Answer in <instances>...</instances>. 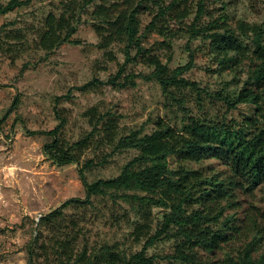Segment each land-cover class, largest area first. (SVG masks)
Segmentation results:
<instances>
[{"label": "rangeland", "instance_id": "obj_1", "mask_svg": "<svg viewBox=\"0 0 264 264\" xmlns=\"http://www.w3.org/2000/svg\"><path fill=\"white\" fill-rule=\"evenodd\" d=\"M7 1L0 0V4ZM123 1L92 0L83 10L77 9L75 33L68 42L50 52L35 48L37 30L43 28L46 15L49 12L58 15L64 3L29 0L13 11L0 14V264H56L53 247L55 238L62 232L56 231L51 223L39 225V220L66 200L86 198L78 165L56 164L43 153V145L52 140L48 132L60 122L56 111L64 117L59 133L68 143L90 131L84 112L93 105L100 111L115 113L120 132L130 128L150 132L157 119L179 128L189 117L229 122L254 114L251 104L230 109L214 96L221 90L233 95L247 85L249 62L239 66L237 71L226 69L223 72V67L215 64L208 51V41L201 35L190 34L189 26L195 19L198 0H181L180 9L186 6L187 16L180 22L168 18L163 21L168 29H151L141 38V46L158 55L169 70L187 64L189 52L193 54L192 67L181 77L195 82L196 87L188 86L180 91V103L163 92L155 77H145L152 67L138 62L125 65L118 79L121 81L127 75L131 83L124 87L111 85L109 77L117 73L125 60L126 39L118 38L103 47L94 26L103 24L106 14L114 16L117 9L124 7ZM75 2L80 4L81 0ZM101 3L104 7L100 8ZM95 10H103L106 17ZM222 11L228 15L232 26L240 19L248 24L264 23V0H204L197 27ZM155 12L156 9L150 8L138 14V34ZM15 32L22 35L21 45L12 37ZM238 40L243 45L248 42L239 36ZM130 52L134 54L133 48ZM85 84H89L88 87L80 89ZM101 151L109 149L104 146L85 149L79 164L86 159L97 161ZM137 153L135 149L114 153L103 165L85 171L87 181L116 176ZM191 165L218 173L227 171L223 163L212 158ZM90 200L91 204H70L62 209L63 217L76 221L84 233L77 242L78 250L86 243L88 247L115 244L127 254L136 252L146 238L134 241V223L149 224L153 233L166 211L153 207L151 215L146 217L137 215L131 204L121 199L114 203L108 195H93ZM230 200L235 205L227 207L224 215L232 216L240 231L229 243L208 255L221 258L227 251L242 249L254 238L251 255L258 258L264 253V181L250 190H235ZM171 245L169 240L157 241L147 249V254L162 256L169 252ZM30 246L34 247V252L28 262ZM156 260L163 264L159 258Z\"/></svg>", "mask_w": 264, "mask_h": 264}, {"label": "trees", "instance_id": "obj_2", "mask_svg": "<svg viewBox=\"0 0 264 264\" xmlns=\"http://www.w3.org/2000/svg\"><path fill=\"white\" fill-rule=\"evenodd\" d=\"M60 1L64 3L63 10L58 15L53 12L46 15L43 28L37 30L35 48L50 52L68 42L76 31L75 12L83 10L92 0H81L80 4L75 0ZM28 2L8 0L0 4V14ZM123 3L124 7L117 9L114 16L106 14L105 22L94 26L103 47L118 38L126 39L124 63L115 75L109 77V83L121 87L131 83L127 75L121 81L118 79L125 65L138 62L152 67L145 77H155L163 92L180 103L179 92L188 86L196 87L195 82L181 77L192 67L193 54L189 52L187 64L169 70L158 55L141 46V38L148 30L168 29L163 23L168 18L180 22L187 16V7L180 9L181 0H124ZM225 5L222 7L225 8ZM98 7H104V4ZM150 8L156 9V12L138 34V14ZM203 11L204 0H198L196 16L189 31L191 35H201L208 41V51L215 64L223 67L224 72L226 69L237 71L239 66L249 62L248 86H242L233 95L224 94L221 90L214 96L230 109L240 104H251L254 114L245 116L241 121L230 119L229 122L189 117L179 128L157 119L150 132H142L140 128L120 132L117 128L118 116L111 111H100L97 105H93L84 112L91 126L90 131L68 143L59 133L64 117L56 111L60 122L48 132L52 140L43 145V153L56 164L78 165V175L86 194L85 200H66L39 220V225L51 223L56 231L62 232L55 238L53 247L56 264H158L157 258L163 264H264V253L258 258L251 255L254 238L242 249L232 248L233 251L225 252L221 258L208 255L221 249L240 231L239 225L234 223L236 220L224 215L227 207L235 205L230 200L234 191L250 190L264 181V23L248 24L240 19L232 26L228 15L222 11L219 16H210L202 26L197 27L196 22ZM95 12L99 15L106 13L103 10ZM103 16L106 17L105 14ZM238 36L248 42L243 45ZM12 37L18 40V44L21 43V34L15 32ZM89 84L80 89L85 90ZM102 146L109 151H101L97 161L86 159L79 164L85 149L92 147L95 150ZM125 149H135L138 153L121 167L116 176L87 181L86 170L103 165L114 153ZM211 158L223 163L227 171L218 173L191 165ZM171 161L174 166H171ZM93 195H108L114 203L121 199L131 204V209L140 216L149 217L153 207L166 211L153 233H150L149 224L141 221L134 223V241L146 238L142 248L136 252L127 254L115 244L88 247L84 243L78 250L77 242L84 233L76 221L63 217L62 209L70 204H91L90 197ZM160 240L172 241L169 252L162 256L148 255L147 249ZM33 252L34 247L30 246L28 262H31Z\"/></svg>", "mask_w": 264, "mask_h": 264}]
</instances>
